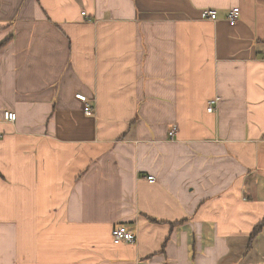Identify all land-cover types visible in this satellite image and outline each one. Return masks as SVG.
<instances>
[{"label": "crops", "instance_id": "crops-1", "mask_svg": "<svg viewBox=\"0 0 264 264\" xmlns=\"http://www.w3.org/2000/svg\"><path fill=\"white\" fill-rule=\"evenodd\" d=\"M0 264H264V0H0Z\"/></svg>", "mask_w": 264, "mask_h": 264}, {"label": "built area", "instance_id": "built-area-1", "mask_svg": "<svg viewBox=\"0 0 264 264\" xmlns=\"http://www.w3.org/2000/svg\"><path fill=\"white\" fill-rule=\"evenodd\" d=\"M85 13V12H83ZM219 12L216 9H205L202 12V16L204 19L216 20L218 18ZM241 16V8L239 6H235L228 12V20L232 23H235L239 20ZM77 98L82 100L85 103L84 111L87 115H92L95 111V108L91 104V100L85 95L78 93L76 94ZM216 100L210 102V106H208V110L212 111L213 106ZM16 113L13 111H5L4 118L9 122H15ZM171 135L175 133V129L170 131ZM149 181H154L155 176L153 174H149L147 176ZM133 228H129L127 225H116L111 230L112 240L115 244L120 243H132L136 240V233Z\"/></svg>", "mask_w": 264, "mask_h": 264}]
</instances>
